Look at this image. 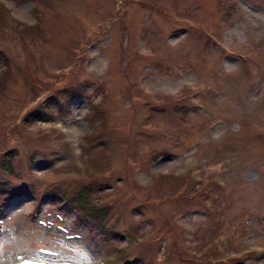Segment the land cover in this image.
I'll return each instance as SVG.
<instances>
[{"label": "rangeland", "instance_id": "rangeland-1", "mask_svg": "<svg viewBox=\"0 0 264 264\" xmlns=\"http://www.w3.org/2000/svg\"><path fill=\"white\" fill-rule=\"evenodd\" d=\"M0 5V264H264V0Z\"/></svg>", "mask_w": 264, "mask_h": 264}, {"label": "trees", "instance_id": "trees-1", "mask_svg": "<svg viewBox=\"0 0 264 264\" xmlns=\"http://www.w3.org/2000/svg\"><path fill=\"white\" fill-rule=\"evenodd\" d=\"M27 1L28 0H22V3L23 2H27ZM0 12H1V10H0ZM49 101L44 103V104L39 105L38 107H36L34 109L33 112L30 113V114H36L35 116L32 117L31 120H34L35 118L36 119H38L40 117L46 118V117L50 116L51 107H52V105L54 103L53 104L50 103L51 101H53V99H51L50 102ZM10 154H12V152ZM11 159H12V156H9V161H3L2 165L0 166V169L4 172V174H8L9 175L12 172V169H11L10 165L8 164L11 161ZM7 181L9 182V180L6 178L5 182H7ZM0 187L6 188V185L5 184H0ZM12 192H13V195H18V194L25 195L26 193H30L31 191L29 190V188L27 186H25V189H23V188H20V190L19 189H15ZM0 195H5V190L3 191V188H0ZM87 195H88V191H86L84 188H82L79 192H74V193L72 191H70V190L67 191V192H54V193L51 192V196H52V199L54 201H56V200H58L60 202L65 201L68 204H70L71 207H73V208H77L76 206H77L78 203L84 202L85 199L87 198ZM4 205H6V202H0V209ZM75 210H77L78 216L80 217V219L84 223H86V225H88V224L91 225L92 224L91 217H99L100 221L98 222V228L95 227V230H93V227H91V229H92L93 233H97V232L101 231V228L104 225V220L102 218V214L103 213H100L101 208L100 209H96L95 207H92L88 211H84L82 208H78V209H75ZM99 213H100V215H98Z\"/></svg>", "mask_w": 264, "mask_h": 264}]
</instances>
